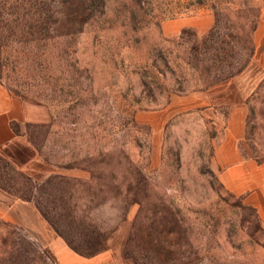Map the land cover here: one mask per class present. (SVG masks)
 <instances>
[{
    "label": "rangeland",
    "instance_id": "obj_1",
    "mask_svg": "<svg viewBox=\"0 0 264 264\" xmlns=\"http://www.w3.org/2000/svg\"><path fill=\"white\" fill-rule=\"evenodd\" d=\"M263 25L264 0H0V83L30 115L0 190L32 194L75 248L104 233L77 254L99 264H264L256 212L211 168L226 110L187 100L235 80L238 147L263 162ZM0 264L59 263L0 221Z\"/></svg>",
    "mask_w": 264,
    "mask_h": 264
},
{
    "label": "crops",
    "instance_id": "obj_2",
    "mask_svg": "<svg viewBox=\"0 0 264 264\" xmlns=\"http://www.w3.org/2000/svg\"><path fill=\"white\" fill-rule=\"evenodd\" d=\"M257 61L260 63L259 69L264 71V63ZM187 100L202 101L211 110H226V119L222 123V131L211 159V168L217 173L224 189L241 197L243 203L256 212L264 227V161L259 163L244 157L238 147L244 137L247 106L236 90L235 80L212 88L205 100L202 99V94H193ZM29 121L30 115L22 102L0 83V156L16 166L18 159L28 156V146L19 129ZM0 221L25 229L35 240L45 239L48 250L59 264L100 263L99 258H82L71 251L47 227L32 203L11 199L1 190Z\"/></svg>",
    "mask_w": 264,
    "mask_h": 264
},
{
    "label": "trees",
    "instance_id": "obj_3",
    "mask_svg": "<svg viewBox=\"0 0 264 264\" xmlns=\"http://www.w3.org/2000/svg\"><path fill=\"white\" fill-rule=\"evenodd\" d=\"M98 0H90L91 2V5L93 6ZM208 60L211 59V63L212 65L214 66V64L216 63L217 59L215 58L214 54L211 55V58H207ZM203 61L200 60L198 62V64H196L195 68H198L200 63ZM208 66V67H204L202 68V70H194V71H200V73H207V74H210L212 73L211 71V68L213 66ZM4 192L7 193L6 190H3ZM14 199H18V200H22V201H26V202H29V203H32L33 204V199L34 197L32 196V194H27V193H19V194H15ZM34 207L40 212V214L42 215V217L44 219L47 220V222L50 224V226L54 229V231L59 234L60 236H62L66 242V244L68 245V247L73 250L76 254L80 255V256H83V257H91V256H94L96 255L97 253H99L102 249H103V246H104V243L106 241L105 239V234L103 233H100V232H95V237L89 241H85L84 242V248H81V249H78V248H75L71 242H69L65 236H63L60 232H59V229L57 228V226L55 225L54 222H51L50 220H48V218H46V216L41 212V210L39 209V207L37 205L34 204Z\"/></svg>",
    "mask_w": 264,
    "mask_h": 264
}]
</instances>
